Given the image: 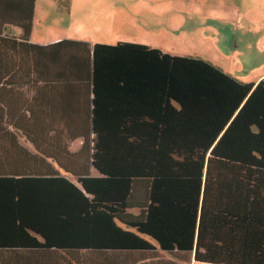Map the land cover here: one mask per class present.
Segmentation results:
<instances>
[{"label":"trees","instance_id":"16d2710c","mask_svg":"<svg viewBox=\"0 0 264 264\" xmlns=\"http://www.w3.org/2000/svg\"><path fill=\"white\" fill-rule=\"evenodd\" d=\"M35 5L0 0V264H264V78L132 41L40 46ZM47 72L88 103L23 124L3 96L38 101Z\"/></svg>","mask_w":264,"mask_h":264},{"label":"rangeland","instance_id":"374dc122","mask_svg":"<svg viewBox=\"0 0 264 264\" xmlns=\"http://www.w3.org/2000/svg\"><path fill=\"white\" fill-rule=\"evenodd\" d=\"M48 2L39 0L37 32L51 28L53 35L95 43L136 41L207 60L243 82L264 72V0H70V10L58 13Z\"/></svg>","mask_w":264,"mask_h":264},{"label":"crops","instance_id":"0c3cea01","mask_svg":"<svg viewBox=\"0 0 264 264\" xmlns=\"http://www.w3.org/2000/svg\"><path fill=\"white\" fill-rule=\"evenodd\" d=\"M38 4H39V0H36L35 16L37 13ZM45 5L50 9V11H53L54 13L63 12V11L58 10L56 0L54 1L49 0V2ZM70 7H71V4H70ZM34 23H35V20H34ZM6 31L9 34H15V35L19 34V30L16 29L15 27H7ZM56 33L57 31L54 30V35H53L51 28H47V29L44 28L43 30H40L37 32L36 26L34 24L30 41L31 43L38 44L40 46H47L49 44L57 43L58 41H61L64 39H69V40H74V41H79V42H87V43H90L91 45L95 44V42H89L85 38L79 39V38H74V37L57 35ZM132 42H136V41H132ZM71 47H72V53H69V56L72 55L74 59L78 58V61H84L85 59L87 60L89 59L85 46L71 45ZM41 51L42 53L44 52V54H42L44 57H56V58H62V59L68 57L63 52H57L56 54H54L53 52H51V50L43 49ZM65 62H63L62 64H64ZM59 65L60 64L55 65L54 67L55 71H57ZM67 76H70V79H74L76 75L61 74L58 72L40 73L38 75L39 77L38 79L44 81L45 83L43 84L44 86H42L39 89L36 95V97H39L38 101L32 102L31 100L32 93L26 92L25 90H24V93L21 91L19 92L6 91L7 96H3V98L6 100H4V102L2 101V104L7 105L8 108L16 114V117L19 118L18 121H22L23 124L35 123L36 121H48L49 123L50 122L51 123H63L64 121L63 113L64 112H68V110L79 112V111H76L77 106L79 105L86 106V103H88L87 101H84V97L87 95L86 88L83 92L81 91H77L75 93L72 92L75 94V97L77 99L75 101H72V100L70 101L69 98H73V96L72 95L69 96L68 92H65L58 88L60 85L59 80L62 77L65 78ZM263 77H264V72L258 76L257 80L255 81L252 80V81L257 82ZM47 79L53 82L57 81L58 83L46 84ZM73 85H77V84H73ZM42 90L43 92L41 93ZM83 109H84V106H83ZM36 114L37 116H35ZM18 126L24 127L23 125H19V124ZM77 143L79 144V147L75 149L74 144H77ZM80 145H81V140H76L72 142L71 150L77 151L80 148ZM162 264H170V263L162 261ZM177 264H203V263H199L195 260H192L189 263L179 262Z\"/></svg>","mask_w":264,"mask_h":264}]
</instances>
